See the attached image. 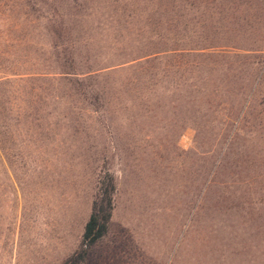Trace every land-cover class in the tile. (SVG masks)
Listing matches in <instances>:
<instances>
[{
  "label": "rangeland",
  "instance_id": "rangeland-1",
  "mask_svg": "<svg viewBox=\"0 0 264 264\" xmlns=\"http://www.w3.org/2000/svg\"><path fill=\"white\" fill-rule=\"evenodd\" d=\"M105 171L84 264H264V0H0V264H62Z\"/></svg>",
  "mask_w": 264,
  "mask_h": 264
},
{
  "label": "trees",
  "instance_id": "trees-1",
  "mask_svg": "<svg viewBox=\"0 0 264 264\" xmlns=\"http://www.w3.org/2000/svg\"><path fill=\"white\" fill-rule=\"evenodd\" d=\"M115 192V178L110 172L105 171L99 177L97 192L79 246L62 264H84L91 249L106 236L114 210Z\"/></svg>",
  "mask_w": 264,
  "mask_h": 264
}]
</instances>
